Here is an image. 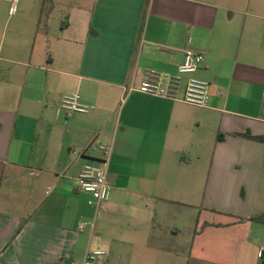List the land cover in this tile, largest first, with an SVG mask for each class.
Segmentation results:
<instances>
[{
    "label": "crops",
    "instance_id": "obj_1",
    "mask_svg": "<svg viewBox=\"0 0 264 264\" xmlns=\"http://www.w3.org/2000/svg\"><path fill=\"white\" fill-rule=\"evenodd\" d=\"M52 6L38 46L0 43V264H264L247 220L264 214V0ZM187 51L204 53L206 106L137 90ZM73 93L90 110L56 113ZM103 161L96 203L78 176Z\"/></svg>",
    "mask_w": 264,
    "mask_h": 264
},
{
    "label": "built area",
    "instance_id": "obj_2",
    "mask_svg": "<svg viewBox=\"0 0 264 264\" xmlns=\"http://www.w3.org/2000/svg\"><path fill=\"white\" fill-rule=\"evenodd\" d=\"M7 3V14L9 17L17 13L19 0H5ZM204 53L187 51L183 55V60L177 68V75L165 76V81L161 76H151L142 81L138 87L140 93L160 97L171 100H178L185 104L204 107L209 102L208 83L195 76V73L201 67ZM182 75L188 76L184 91L180 98L176 97L175 85ZM56 113L64 112L66 116L73 113H87L90 106L84 103L77 93H73L63 97V99L54 106ZM99 149L104 153L107 151L105 145H100ZM104 166L86 163L83 165L78 176V189L91 196L96 203L106 202L111 195V187L107 181V173L105 169L106 162H102ZM82 228V226L80 227ZM102 253L99 251L88 253L80 264H102ZM257 257L264 260V246L257 251Z\"/></svg>",
    "mask_w": 264,
    "mask_h": 264
},
{
    "label": "rangeland",
    "instance_id": "obj_3",
    "mask_svg": "<svg viewBox=\"0 0 264 264\" xmlns=\"http://www.w3.org/2000/svg\"><path fill=\"white\" fill-rule=\"evenodd\" d=\"M53 2L54 0H19L17 13L9 17L6 1L0 0V43L2 47L7 49L11 40L38 46L40 44L38 34H40L43 24L49 20L51 30L57 26L59 14L57 9L52 6ZM87 4L89 3L82 1L77 3V6L87 7ZM263 23L264 19L258 22L262 32H264Z\"/></svg>",
    "mask_w": 264,
    "mask_h": 264
},
{
    "label": "trees",
    "instance_id": "obj_4",
    "mask_svg": "<svg viewBox=\"0 0 264 264\" xmlns=\"http://www.w3.org/2000/svg\"><path fill=\"white\" fill-rule=\"evenodd\" d=\"M247 220L264 224V214L250 216Z\"/></svg>",
    "mask_w": 264,
    "mask_h": 264
}]
</instances>
